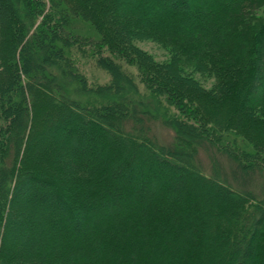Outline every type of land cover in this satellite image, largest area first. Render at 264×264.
<instances>
[{"label":"trees","instance_id":"obj_1","mask_svg":"<svg viewBox=\"0 0 264 264\" xmlns=\"http://www.w3.org/2000/svg\"><path fill=\"white\" fill-rule=\"evenodd\" d=\"M131 1L0 0V264H264V194L197 159L210 146L264 174V0ZM152 39L173 42L168 62L136 46ZM88 60L107 83L86 77Z\"/></svg>","mask_w":264,"mask_h":264},{"label":"rangeland","instance_id":"obj_2","mask_svg":"<svg viewBox=\"0 0 264 264\" xmlns=\"http://www.w3.org/2000/svg\"><path fill=\"white\" fill-rule=\"evenodd\" d=\"M141 1H143V0H132L131 2L134 3V2H141ZM188 3L190 4L191 0H188ZM174 8L177 10H184V9L186 10L187 9L183 5L176 6ZM263 9H264V6H262V8H261L262 14L264 12ZM76 16L73 13L68 14L69 20H75V17L78 18V19H76L77 20L76 22H78V25L81 27V31L89 33L90 35H91V33L95 32L94 26H93L92 22L89 21L88 17L82 16V15H80V17H78L79 16L78 14H76ZM91 36H89V37L93 38ZM172 43L173 42L167 43L166 41H163V40L158 41V40L152 39V40L138 41L136 43V46L142 52H145L146 54L151 56V58L153 57V61L155 63L160 64V63L168 62V60L171 59V55L169 53V50H171V47H173ZM175 46H177V45H175ZM33 48H36V47L33 45L31 47V51ZM37 50L38 49H35V52ZM56 57H57V55L53 58L54 61L45 62L46 64L43 63L44 66L47 64L48 65H56V63H57L56 60L59 61V57L58 58H56ZM38 59H39V53L38 54L34 53V56H31V61L34 65L38 63ZM88 61H90L91 63L90 62L85 63V67L82 69L84 71L86 77L90 81H93L95 84L107 83L109 81V76L104 71L96 68V66H93L94 65L92 63L93 61H91V60H88ZM126 70H127L128 74H130L134 78L136 83L138 84L139 91L141 93L145 94L142 96L146 97L147 95L144 91V86L139 81L140 78H138L136 68L131 67V66H126ZM194 76L197 78L198 81H200V84L205 89H210L212 87V84L214 83L213 77L208 76L209 77L208 78L205 74H198L197 73ZM59 82H62L65 84L64 89L67 90L68 96L79 98L82 103L86 102V101H84L85 99H87V101H92V100L96 99L91 94L80 93L78 90H76L77 85L74 84L73 81L70 79H59ZM123 85L125 86L126 84H123ZM256 87H257V85H256ZM53 89H55V88H53ZM54 92L56 93L55 90H54ZM121 96H118V94H112L111 93V95H108L107 98H110L111 101L119 102L122 98ZM144 100L146 101V106H149L150 110H153V107H152L153 105L151 103V99L148 98V99H144ZM143 107H145V106H143ZM99 118H101V117H99ZM105 121H107V120L105 119ZM182 122L179 126L184 131L189 132L191 130V128L187 125V122L189 123L190 120H186V121H182ZM152 133L156 136L157 139H159L161 141H167L171 137L170 130L163 127L162 125H160L158 123L153 124ZM181 135H182V142L178 148L183 149L185 152H189L190 148H189L188 142H187V139L189 138V136H187V134L185 135L184 133H182ZM196 137H197V134H195V136L192 139H195ZM233 138L234 137H231V136L228 137V139H227L228 142H225V143L229 144L231 142V140H234ZM235 140H236L237 145L242 147V145L240 144V139L236 138ZM243 142H245V141L243 140ZM246 147H247L246 148L247 151H252L253 147L255 148V145H253V147H252V145L246 144ZM221 155L218 154L217 152H215L210 146H203L199 149V154L197 156L198 163L204 171L209 172L210 175L215 173L216 175H218V178L225 179L232 187L238 188L240 190L255 191V193L260 194V195L264 194V190L262 187V186H264V174H261V173L258 174L257 173L255 175H253V173L249 174V172H245L247 170H245L243 172H239V173L235 172V170H234L235 168H234L233 163H231L226 157L221 156ZM59 183H60L61 188L64 189V186L62 185V183L61 182H59ZM29 185H31V184L29 183ZM23 195H24V193H23ZM218 196L219 197L221 196V194L219 192L216 193L215 195H212L211 199L214 200V202H215V199ZM25 197H26V195L24 196V200L26 199ZM208 200H210V197ZM210 201H209V203H210ZM207 208H209V207L207 206ZM210 213L211 214L212 213L217 214L216 211H214L212 208L210 209ZM23 237L24 236L17 237L16 242L17 243L21 242Z\"/></svg>","mask_w":264,"mask_h":264}]
</instances>
